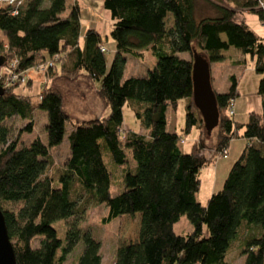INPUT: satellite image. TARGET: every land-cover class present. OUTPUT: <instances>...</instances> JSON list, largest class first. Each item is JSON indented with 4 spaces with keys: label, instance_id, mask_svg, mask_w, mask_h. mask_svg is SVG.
I'll list each match as a JSON object with an SVG mask.
<instances>
[{
    "label": "trees",
    "instance_id": "16d2710c",
    "mask_svg": "<svg viewBox=\"0 0 264 264\" xmlns=\"http://www.w3.org/2000/svg\"><path fill=\"white\" fill-rule=\"evenodd\" d=\"M47 2L0 4L5 65L21 72L50 62L45 79L54 67L56 75L66 77L84 71L99 81L108 112L71 123L67 156L55 166L49 150L60 144L69 121L59 89L45 81L36 94H25L16 89L20 84L4 85L0 78V210L16 264H62L80 240L75 264H101L100 242L79 227L85 207L100 203L107 208L102 223L139 214L137 238L116 247L112 264H230L225 253L241 226L256 230L241 247L243 264H264V41L236 17L249 11L264 20L259 7L264 0H208L211 8L200 11L196 0H103L114 41L108 66L97 30L85 29L79 41L76 2L65 14L68 0ZM229 48L253 58L261 110L249 111L243 123L232 120L226 109L237 95V81L231 76L227 90L215 92L219 117L210 148L191 99L192 51L211 63L221 61ZM145 49L156 58L153 67L144 75L123 78L127 57ZM184 52L189 59L179 56ZM30 85L28 78L23 86ZM179 98H186L183 131L195 127L199 132L189 153L182 150L180 137L166 129V109L174 108ZM124 104L139 130H124L121 136ZM35 111L46 113V142L38 136L21 145L9 139L5 121L19 117L24 121L20 131L30 132ZM234 137L245 140L243 149L220 189L203 205L195 196L200 169L226 154ZM109 163L121 167L114 195L109 192L114 183ZM183 214L192 225L185 235L173 230ZM56 220L65 221L63 239L53 226Z\"/></svg>",
    "mask_w": 264,
    "mask_h": 264
},
{
    "label": "rangeland",
    "instance_id": "374dc122",
    "mask_svg": "<svg viewBox=\"0 0 264 264\" xmlns=\"http://www.w3.org/2000/svg\"><path fill=\"white\" fill-rule=\"evenodd\" d=\"M103 0H79V9H78V25H79V41L82 40V33L87 28H92L95 23H97V28L101 33L102 42L106 48L104 52V57L107 62L111 61L113 54L114 41L109 36V28H111V21L107 11L102 7ZM208 0H196V10L202 8H208ZM212 1V0H211ZM47 0L45 5H47ZM69 2H67L66 10L67 12ZM209 11V10H208ZM237 19L239 21L245 22L248 28L253 31L259 37H262L264 41V20L258 18V16L249 11H243L237 13ZM170 19H166L168 24ZM236 50V49H233ZM141 55L137 57L128 56L127 62L123 70V78L129 76H137L146 74L148 69H151L155 64L156 58L151 55L149 49L141 51ZM234 51H230L221 61L212 62V75L214 77L213 85L216 89L225 90L229 86L230 77L234 76L237 81L238 94L233 98V107L234 113L232 115V120L236 122H244L247 119L249 111L259 112L261 110L260 97L256 93L255 79L259 78V74L254 70L253 58L249 54L235 55ZM181 57H185L184 52ZM188 57V56H187ZM264 63V55L262 57ZM11 66V62H9ZM55 67L50 71V77L45 79L48 80V85L57 84V87L63 97V109L67 111L69 121L65 123V133L62 137L60 144L49 150V153L54 161L55 166H61L67 156L68 152V138L67 134L71 128V123H78L83 119L88 117H94V113L100 111L98 104L94 103V99L99 98L97 90L99 87V81L96 79H89L88 77H66L64 75L55 74ZM10 67H7L5 63L0 67V72L4 74L3 82L10 80ZM29 72V73H28ZM44 70H40L39 67L34 66L30 68L27 72H24V81L14 82L15 84H20L16 89L25 94L34 95L38 92L40 85L43 83L41 81V76ZM82 73L86 74L84 71ZM9 75V76H8ZM28 75L31 81L29 87L23 86V83L27 80ZM26 76V77H25ZM13 82H6V85L14 84ZM185 103L186 98H179L176 102L174 108H168L167 112V127H171V121L174 120L175 124V133L182 139L181 148L184 152L189 153L192 151L196 137L198 135V130L195 127H191L188 132L183 131L184 127V114H185ZM108 108V107H107ZM95 109V110H93ZM95 111V112H94ZM108 112V110H107ZM106 112V113H107ZM172 113L174 114L172 117ZM44 114V117L43 115ZM106 115V114H104ZM122 128L120 129V135L124 134L126 127L128 129H137L136 120L133 117L131 110L127 107L126 104L122 107ZM34 126L30 132H21L20 129L24 125V121L19 117H13L5 121V124L9 128V139H17V144H26L33 137L38 136L42 142H46V132L45 125L47 123V116L44 111H35L34 114ZM216 137L215 128L212 129L209 136L205 138L209 141ZM226 149V155H229L230 165L232 162L237 159L238 154L240 153L242 147L245 144V140L242 137L232 138ZM128 159L132 160L131 154L127 151ZM103 159L105 163L108 162L107 153L103 152ZM133 161V160H132ZM134 163V162H133ZM109 169L113 173V181L110 185L109 192L111 195L118 193L119 184V167L113 168L111 164H108ZM227 173V172H226ZM202 171L201 180L196 191V197L198 202H204L202 198L205 194L206 188L208 186V179ZM225 175V174H224ZM224 176L221 180L223 182ZM222 182L216 188L220 189ZM107 208L104 203H100L95 206H87L83 212L82 217L79 221V227L81 230H88L91 236L97 239L100 242V254H101V264H112L116 247L120 244L126 243L128 241H133L137 238L138 234V223H139V214L129 216L128 214H122L119 217L111 219L108 223H102L101 218L105 216ZM80 215V216H81ZM53 226L56 228L57 235L59 238L64 237L65 230V221L56 220L53 222ZM173 230L177 234L185 235L192 230V225L183 214L179 217L178 221L174 224ZM255 228L252 227H243L238 231V234L230 242L226 253L225 259L230 264H243L245 256L241 253V247L246 238L251 234L255 233ZM204 234L206 233L205 227H203ZM82 250V241L80 240L66 256V259L62 264H75Z\"/></svg>",
    "mask_w": 264,
    "mask_h": 264
},
{
    "label": "water",
    "instance_id": "95a60500",
    "mask_svg": "<svg viewBox=\"0 0 264 264\" xmlns=\"http://www.w3.org/2000/svg\"><path fill=\"white\" fill-rule=\"evenodd\" d=\"M5 63V56L0 55V67ZM191 99L198 110L203 128L207 136L210 135L218 123V109L215 99V91L210 82L209 62L202 54L192 51L191 59ZM4 87L0 85V96ZM0 264H16L12 244L9 240L4 218L0 210Z\"/></svg>",
    "mask_w": 264,
    "mask_h": 264
},
{
    "label": "crops",
    "instance_id": "0c3cea01",
    "mask_svg": "<svg viewBox=\"0 0 264 264\" xmlns=\"http://www.w3.org/2000/svg\"><path fill=\"white\" fill-rule=\"evenodd\" d=\"M68 2H69V6L70 5H72L74 2H76V5H77V7H78V9H79V0H68ZM107 11V10H106ZM107 13H108V11H107ZM108 15H109V13H108ZM111 21V20H110ZM97 23H95L94 24V26H91L92 28H94L95 30H97V32L98 33H100V31H99V29L97 28ZM111 28H109V30H110ZM82 35H83V33H82ZM81 35V36H82ZM100 35H101V33H100ZM262 38V37H261ZM113 51H114V47H113ZM230 51H234L233 53L235 54V55H240L239 54V51L238 50H233V48H229L228 50H226V51H224L223 52V59L227 56V55H229V52ZM183 54H179V56L181 57ZM188 56V57H187ZM182 58H184V59H189V54L188 55H186L185 54V57H182ZM127 62V61H126ZM109 63L110 62H107L106 61V65L108 66L109 65ZM212 62L211 63H209V70H210V82H211V86H212V88H213V90L215 91V92H217V93H220V92H224V91H226L227 89H225V90H219V89H216L215 87H214V83H213V81H214V77H213V75H212ZM80 76H82V77H88L89 79H90V77L87 75V74H84V73H82V71H80L79 73H78V75L76 76V77H80ZM57 77H59V75L58 76H54V78L53 79H55V78H57ZM75 78V77H74ZM41 81L43 82L44 81V76L42 75L41 76ZM255 82H257V78L255 79ZM47 83H48V80H47ZM53 86H55V87H57V84H53ZM58 88V87H57ZM228 88V87H227ZM236 88H237V94H238V87H237V85H236ZM97 94H98V96L100 97V95H99V93H98V90H97ZM260 97V96H259ZM94 103L95 104H98V107L100 108V111H98V112H96V113H94L95 115H92V116H94V117H88L87 119H83V120H88V119H93V118H100V117H102V116H104V114H107L106 112H107V110H108V108H107V105L104 103V101H103V99L100 97V100H99V98H98V100L97 99H94ZM62 107H63V97H62ZM168 108H171L172 109V107H168ZM168 108L166 109V112H165V116H166V129L168 130V131H171V132H175V124H174V120H172L171 121V127L170 128H168L167 127V122H168V118H167V112H168ZM63 109V108H62ZM64 110V109H63ZM93 110H95V109H93ZM64 112L65 113H67V111H65L64 110ZM95 112V111H94ZM68 114V113H67ZM43 115V117H44V114H42ZM173 113H172V117H173ZM69 117H70V115H69ZM82 121V120H81ZM240 123H243V122H240ZM35 124V123H34ZM136 125H137V127H138V124H137V122H136ZM34 126V125H33ZM126 130H129L127 127H126ZM131 130V129H130ZM139 130V127L137 128V129H133V131H138ZM198 136H199V132H198V135H197V137H196V139H198ZM215 141H216V137L215 138H213L212 140H206V144H207V146L208 147H212L214 144H215ZM229 145V144H228ZM228 147V146H227ZM242 149H243V147H242ZM241 149V150H242ZM183 150V149H182ZM241 152V151H240ZM240 154V153H239ZM238 154V155H239ZM229 155H226L225 157H221V156H219V157H217L215 160H213V161H211V162H209L208 164H206V165H204L201 169H200V172H199V180H201V174H202V171H204V174L206 175V178L208 179V186H207V188H206V191H205V194H203V196H202V198H204V202L206 203L207 202V199L209 198V196H210V194L212 193V192H214V191H216V188L219 186V184L222 182V181H220L221 180V178H222V176H224L225 177V175H226V172L228 171V169H229V167H230V161H229ZM230 158H232V156L230 157ZM203 174V175H204ZM225 174V175H224ZM223 180H224V178H223ZM199 184H200V181H199ZM196 196V195H195ZM196 199H197V197H196ZM200 203L201 204H205V203H202L201 201H200Z\"/></svg>",
    "mask_w": 264,
    "mask_h": 264
},
{
    "label": "built area",
    "instance_id": "2783aa9c",
    "mask_svg": "<svg viewBox=\"0 0 264 264\" xmlns=\"http://www.w3.org/2000/svg\"><path fill=\"white\" fill-rule=\"evenodd\" d=\"M21 3V0H0V4H7V5H12V6H17V5H19ZM259 7L264 11V2H259ZM100 50L101 51H105V49L104 48H100ZM56 55L55 56H53L52 58L53 59H56ZM14 64V61L11 63V65H13ZM47 64L48 65H50V62H48V63H41L40 65H38L37 67H39V69L40 70H44L45 68H46V66H47ZM29 70V69H28ZM28 70H25V71H21V72H14V71H10V77H11V79L10 80H7L8 82H18V80L19 81H24V75H23V73L24 72H27ZM29 73V72H28ZM8 75V76H9ZM3 76H4V74L2 73V72H0V78L2 79V82H3ZM26 77V76H25ZM30 77V75H28V78ZM28 78H26V79H28ZM6 81V82H7ZM6 82L4 83V85H6ZM234 105H233V99L230 101V103H229V105H228V107H227V109H226V112H227V114L229 115V116H232L233 115V113H234V107H233ZM180 142L182 143V139L180 140ZM226 156V154L225 153H223L222 155H221V157H225Z\"/></svg>",
    "mask_w": 264,
    "mask_h": 264
}]
</instances>
